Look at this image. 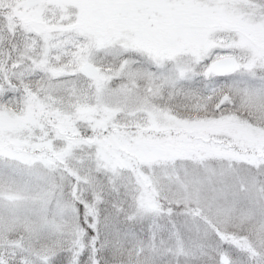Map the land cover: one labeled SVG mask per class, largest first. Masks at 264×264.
Segmentation results:
<instances>
[{
  "label": "snow or ice",
  "instance_id": "1",
  "mask_svg": "<svg viewBox=\"0 0 264 264\" xmlns=\"http://www.w3.org/2000/svg\"><path fill=\"white\" fill-rule=\"evenodd\" d=\"M0 264H264V0H0Z\"/></svg>",
  "mask_w": 264,
  "mask_h": 264
}]
</instances>
